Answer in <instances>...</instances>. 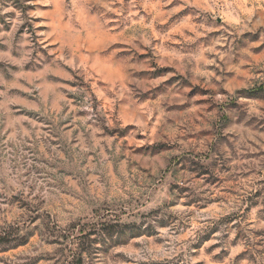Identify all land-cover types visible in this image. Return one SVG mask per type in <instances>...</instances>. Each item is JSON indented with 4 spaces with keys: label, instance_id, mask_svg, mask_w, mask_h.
I'll list each match as a JSON object with an SVG mask.
<instances>
[{
    "label": "rangeland",
    "instance_id": "1",
    "mask_svg": "<svg viewBox=\"0 0 264 264\" xmlns=\"http://www.w3.org/2000/svg\"><path fill=\"white\" fill-rule=\"evenodd\" d=\"M0 264H264V0H0Z\"/></svg>",
    "mask_w": 264,
    "mask_h": 264
},
{
    "label": "trees",
    "instance_id": "2",
    "mask_svg": "<svg viewBox=\"0 0 264 264\" xmlns=\"http://www.w3.org/2000/svg\"><path fill=\"white\" fill-rule=\"evenodd\" d=\"M0 249H2V248H0Z\"/></svg>",
    "mask_w": 264,
    "mask_h": 264
}]
</instances>
